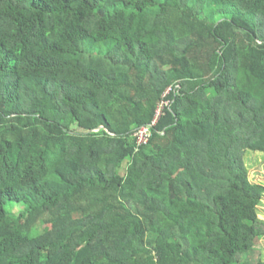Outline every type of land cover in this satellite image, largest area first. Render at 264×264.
Instances as JSON below:
<instances>
[{"label": "trees", "instance_id": "trees-1", "mask_svg": "<svg viewBox=\"0 0 264 264\" xmlns=\"http://www.w3.org/2000/svg\"><path fill=\"white\" fill-rule=\"evenodd\" d=\"M248 152L264 0H0V264H264Z\"/></svg>", "mask_w": 264, "mask_h": 264}, {"label": "rangeland", "instance_id": "rangeland-1", "mask_svg": "<svg viewBox=\"0 0 264 264\" xmlns=\"http://www.w3.org/2000/svg\"><path fill=\"white\" fill-rule=\"evenodd\" d=\"M245 165L249 170L250 178L257 183L264 185V155L260 153L248 152L245 156ZM18 209L15 210L17 213ZM259 220L264 222V200L259 207ZM255 260H264V238L261 239L254 248Z\"/></svg>", "mask_w": 264, "mask_h": 264}, {"label": "built area", "instance_id": "built-area-1", "mask_svg": "<svg viewBox=\"0 0 264 264\" xmlns=\"http://www.w3.org/2000/svg\"><path fill=\"white\" fill-rule=\"evenodd\" d=\"M162 109H163V106L158 109L156 117H155V122L153 123V125L151 127L143 128L137 133V138H138L139 144L141 146L148 145L151 138L153 137V129L157 125V122H158V120L161 116V113H162Z\"/></svg>", "mask_w": 264, "mask_h": 264}]
</instances>
